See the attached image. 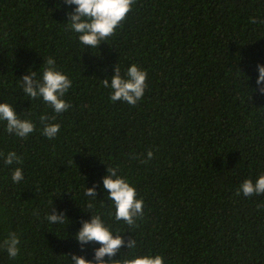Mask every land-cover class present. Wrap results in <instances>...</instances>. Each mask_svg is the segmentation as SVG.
I'll return each mask as SVG.
<instances>
[{
	"label": "trees",
	"instance_id": "16d2710c",
	"mask_svg": "<svg viewBox=\"0 0 264 264\" xmlns=\"http://www.w3.org/2000/svg\"><path fill=\"white\" fill-rule=\"evenodd\" d=\"M69 11L62 0H0V102L30 113L39 128L51 109L30 103L17 80L51 55L73 81L56 139L37 131L19 140L0 125V152L21 156L25 175L12 184L0 159V239L20 237L18 259L0 252V264L81 255L72 236L89 213L75 204L76 190L95 184L103 201L107 165L119 166L144 200V216L122 236L138 240L137 254L151 249L165 264H264V195L237 194L245 178L264 173V96L253 91L255 66L264 64V0H134L93 52L64 31ZM116 63L148 73L136 106L111 102L100 86ZM53 196L49 214L64 211L65 234L42 220Z\"/></svg>",
	"mask_w": 264,
	"mask_h": 264
},
{
	"label": "clouds",
	"instance_id": "9594fccd",
	"mask_svg": "<svg viewBox=\"0 0 264 264\" xmlns=\"http://www.w3.org/2000/svg\"><path fill=\"white\" fill-rule=\"evenodd\" d=\"M62 4L71 6V11L66 12L68 22L62 24L64 31L75 39L82 51L87 47L93 52L101 42H106L115 35L126 20L127 14L132 11L134 0H62ZM56 7L59 8L60 4L58 3ZM28 71V75L17 80L20 93L30 103L39 102L51 109V115L43 112L38 118V128L30 113L27 116L18 115L12 104L5 100L0 102V125H3L6 135L19 140H26L37 131L44 138L54 140L61 128L60 123L55 122L56 117L71 108L66 96L73 81L51 55L44 58V63L38 71ZM255 72L256 87L252 90L264 96V64L257 63ZM147 76V71L135 63H130L126 68L116 63L111 77L99 83L102 88L108 90L111 102L136 106L145 95L148 86ZM152 155L151 151L146 153L148 159ZM0 159L4 166L10 167L12 184H19L25 180L21 156L15 151L0 152ZM101 183L104 190L101 202L96 200L95 184L85 188L83 183L82 190L80 188L76 190L80 203L73 201L82 212L89 213V219L80 221L79 229L72 236L82 254L62 255L66 258V264H165L164 258L159 253H153L151 249L147 253L137 254L139 247L137 239L133 238L127 244L122 239L124 233H133L137 221L144 216V200L137 192L136 186L117 165H107ZM237 194L243 197L264 195V173L257 175L254 180L245 178L239 184ZM54 197L56 196H53L50 204L41 210L42 220L48 227L62 229L65 234L69 221L64 211L57 213L53 209L52 214H49ZM41 212H37L38 217ZM116 225L126 226L127 231ZM19 245V235L9 231L0 239V252H3L9 261H16L20 255ZM86 245H94L91 259L83 254ZM122 247H126L127 251H120ZM117 253L119 259H112ZM105 257H108V260H105Z\"/></svg>",
	"mask_w": 264,
	"mask_h": 264
}]
</instances>
